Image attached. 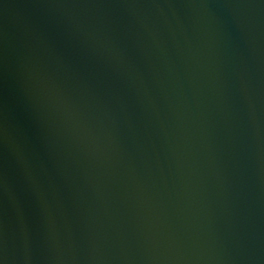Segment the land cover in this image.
<instances>
[{
	"label": "water",
	"instance_id": "95a60500",
	"mask_svg": "<svg viewBox=\"0 0 264 264\" xmlns=\"http://www.w3.org/2000/svg\"><path fill=\"white\" fill-rule=\"evenodd\" d=\"M0 264H264V0H0Z\"/></svg>",
	"mask_w": 264,
	"mask_h": 264
}]
</instances>
